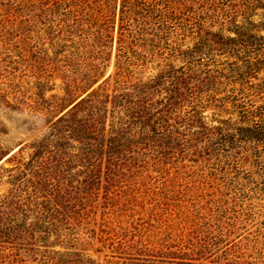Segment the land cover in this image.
I'll use <instances>...</instances> for the list:
<instances>
[{
	"label": "trees",
	"instance_id": "obj_1",
	"mask_svg": "<svg viewBox=\"0 0 264 264\" xmlns=\"http://www.w3.org/2000/svg\"><path fill=\"white\" fill-rule=\"evenodd\" d=\"M34 1L47 15V23H37L51 31L48 43L54 51L47 55V69L66 85L67 96L53 110L74 93L79 96L59 111L47 134L8 159L11 167H0L5 187L1 239L43 244L52 237L73 248L74 235L100 199L108 205L118 197L143 200L147 193L141 186L179 160L199 157L216 173L231 164L228 168L238 174L240 160L229 158L230 144L251 142L240 134V124L254 129L252 139L264 149V0L228 5L230 12L218 20L234 30L232 37L194 27L185 0ZM23 8L18 0H0V21L9 16L2 13ZM260 10L256 23L252 20ZM116 29L115 71L108 75ZM190 38L192 48L178 43ZM59 54L65 55L52 62ZM176 60L183 64L175 66ZM153 67L157 75L147 76ZM31 108L41 106L32 102ZM153 206L148 227L131 234L133 239H101L113 249L120 245L118 255L97 262L76 249L77 261L68 255L63 263L250 264L247 259L254 258L249 250H237L236 239L245 230V218L237 211H219L217 205L216 217L207 214L201 230L191 231L182 222L184 212L164 217L161 207ZM254 244L257 251L259 241ZM42 264L57 263L46 259Z\"/></svg>",
	"mask_w": 264,
	"mask_h": 264
},
{
	"label": "rangeland",
	"instance_id": "obj_2",
	"mask_svg": "<svg viewBox=\"0 0 264 264\" xmlns=\"http://www.w3.org/2000/svg\"><path fill=\"white\" fill-rule=\"evenodd\" d=\"M18 1L24 8L2 13L3 16H9L0 21V167H11L8 159L22 146H28L47 134L59 111L79 96L78 92L74 93L69 101L61 103L58 110H53V106L60 103L59 99L67 95L65 80L59 75L50 74L49 68L47 69V64L51 63L47 55L54 51L48 43L51 31L48 32L46 26L37 23L43 19L47 23L46 11L40 13L34 0ZM185 1L192 16L190 23L194 27H208L216 32L221 31L226 37L235 36L232 28L226 30L219 25L221 20H218L226 12H230L228 5H233L235 0ZM114 6L117 7V1ZM260 13L263 12H257L252 21L258 23ZM116 15L118 22V12ZM237 21L241 19L237 18ZM114 37V43L108 48V52H112L108 75L115 71L117 29ZM178 43L184 49L192 48L195 40L190 38ZM64 55H52V62L59 63ZM174 64L179 67L183 61L176 60ZM155 69L147 70L146 75H157L158 70ZM32 102L40 105L41 109L34 111L31 108ZM44 108H49L51 112H44ZM205 115L209 117V121L212 120V111L207 110ZM240 127H244L240 134L244 139L249 137L251 142L245 140L230 144L229 151L233 152L229 154V158L240 160L238 174H235L236 168L235 171L228 168L231 164L223 166L224 170L220 169L216 173L210 164H206L199 157L187 161L179 160L170 165L166 173H154L153 180L148 181L150 185L141 186V191L147 193L143 200L131 203L126 197H118L113 204L108 205L109 200L100 199L98 208L84 220L74 235L78 237V242L73 248L47 236L43 244L33 240L8 243L9 240L0 238V257L4 258L0 259V264L10 261H15L16 264H42L46 259H52L57 264H68L63 262L69 259L68 255L73 256L76 249L87 253L85 256H90L97 262H103L106 258L118 255L120 245L113 249L109 242L102 244L101 239H133L134 235L131 234L136 231L138 234L139 230L148 227L149 215L155 210V204L161 207L160 215L164 217H170L174 211L184 212L185 218L182 222L191 231L201 230L209 218L207 214L216 217L215 211L218 207L219 211H237L245 218V230L236 239L237 250H249V253H253L251 255L254 258L247 259L250 264H264V260L260 259L261 253L264 255V169L261 168L264 149H258L252 139L257 136L254 129L248 128L247 124H240ZM30 153L28 149L24 155L28 156ZM222 171H226V174L223 175ZM4 189V186H0V193ZM187 210H190V215ZM177 221L181 223V220ZM42 236L45 237L44 234ZM239 237L241 238L238 239ZM256 240L259 241L257 251L254 250ZM73 259L77 261L78 257L73 256ZM201 259L207 260L209 256Z\"/></svg>",
	"mask_w": 264,
	"mask_h": 264
}]
</instances>
